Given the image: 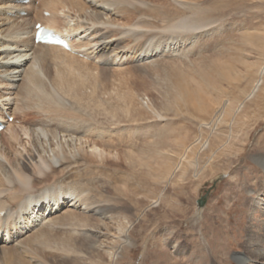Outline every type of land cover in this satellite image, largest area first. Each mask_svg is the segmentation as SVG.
Instances as JSON below:
<instances>
[{
	"label": "rangeland",
	"instance_id": "374dc122",
	"mask_svg": "<svg viewBox=\"0 0 264 264\" xmlns=\"http://www.w3.org/2000/svg\"><path fill=\"white\" fill-rule=\"evenodd\" d=\"M118 1L109 3L108 18L96 21L114 37L113 53L102 55L91 39L72 36L75 58L58 54L51 66L53 76L59 65L62 77L91 86L59 89L69 111L57 110L36 90L20 96L17 113L12 109L5 124L22 136L13 141L17 146L0 151L9 166L26 160L33 145L23 133L34 121L60 134L72 129L67 160L54 163L48 154L21 170L34 187L53 194L85 188L87 203L97 202L96 207L87 210L80 202L71 207L86 224L74 218L67 225L43 226L51 230L44 244L19 236L18 243L7 245L8 254L0 252V264H10L8 257L11 264H93L76 253L75 242L103 245L98 264H242L237 256L264 263V204L256 203L264 198V74L256 96L238 110L264 66V0ZM90 5L85 7L94 11ZM66 15L56 16L58 25L69 23ZM187 18L205 24L180 28ZM89 87L99 90L89 93ZM143 97L150 108L141 104ZM8 134L0 135L1 145ZM20 143L26 145L24 155ZM208 191L199 208L197 200ZM124 230L133 245L123 241ZM61 233L73 238L69 244L56 241L65 237Z\"/></svg>",
	"mask_w": 264,
	"mask_h": 264
},
{
	"label": "bare ground",
	"instance_id": "6f19581e",
	"mask_svg": "<svg viewBox=\"0 0 264 264\" xmlns=\"http://www.w3.org/2000/svg\"><path fill=\"white\" fill-rule=\"evenodd\" d=\"M37 1H39L40 7L42 9V11L40 10V12H38V13H36L34 11V9L37 7V3H36ZM113 1L114 2L117 1L116 4L119 2L118 0H31L29 3L24 4L23 0H0V120L1 121H6V120L9 121V118H7V117L11 116V115L14 116L12 114L13 112L11 111L12 109L14 111V114L17 113L18 105H19V102L21 100L19 98L20 96H22V99L23 98L25 99V97L30 95V93H32L35 90L39 94L45 95L47 97V100H49V98H50L51 102L49 104L54 106V108L57 107V110L59 109L58 107H61V109H62L63 106H64L63 110L67 109L65 107V102H68V101L65 100V102L63 103L62 97L60 95L61 92L59 91V89L63 88V86L64 87L66 86L71 91H74V90L78 91L80 89L82 90L84 84L80 79L72 80L73 78L69 79L67 77H65V78L62 77L63 73L58 68L59 65H57V68H55L56 77L53 76V73H52L53 72L52 71L53 61L55 58L58 59L59 55H61L59 57V59H62V55L75 58L72 54L78 53L79 51H77V49L75 48V45H74L75 41L73 40L72 36H75V38L77 37L76 39H80V40L88 39V41H89L91 39L92 44L94 43L99 47V48L97 47L99 49L98 53H101L102 55L103 54L107 55L111 52L113 53L115 50V48L113 47L114 37L113 38L110 37L108 35L107 31L105 29H102V27L96 22L98 19L108 18L107 15H105L106 14L105 12L111 10V5L109 3H113ZM179 1H181V3H183V0H179ZM89 2L91 4L90 6H93L96 8L94 11L90 10V9L87 10V8L85 7V5ZM138 4H139V6H141L140 3H138ZM123 8L124 7H122L121 9H123ZM138 9L140 11L141 7ZM22 11L28 12L27 17H23L20 15L22 13ZM67 11H69L68 15H66ZM46 12L49 13V15L51 17H44L42 15V14H45ZM80 12L82 13V15L79 16L78 13H80ZM142 12H143V10H142ZM150 12H152V11H150ZM198 12H199V9H198ZM83 13H85V14H83ZM94 13H95V15H94ZM116 13H117V11H116ZM62 14L66 15L67 18L69 17V21H68L69 23H67V25L65 24L64 25L65 27L58 25V22L56 19L57 15L60 16ZM113 14H115V13H113ZM137 15H139L138 12H137ZM92 16H94V17H92ZM194 17L197 18L196 16H194ZM188 19L189 18L185 19V21L186 20L187 21L181 23L179 25V27L184 29V28H188V27L192 28L195 25L197 28H200V27H202V25L205 24L203 22L205 19L200 20L201 18H199V20L197 22H192V19H189V22H188ZM72 21L74 22L73 24L70 23ZM182 21H184V19H182ZM106 22H108V21H106ZM202 22H203V24H202ZM39 23H41L42 25H44L50 29H53L59 35H62V36L65 35L66 38H64V39H66L67 43L71 47V50L67 51V50L63 49V47L57 46V45H50V44H46V43H36V40H35L36 31H37L36 25ZM62 24H64V22H62ZM100 24L102 25V23H100ZM112 24H114V23H112ZM109 26H111V25H109ZM118 27H120V26H118ZM125 27H127V26H125ZM125 27H123V28H125ZM130 29L133 30L132 28H130ZM130 29H129V32H130ZM120 31H122V30H120ZM117 35L115 34V36H117ZM147 35H148V33H147ZM117 38H119V37H117ZM120 38H122V36ZM118 47L121 48L120 46H118ZM95 51L96 50L93 48V52H95ZM72 61H73V59H72ZM68 62H70V61H68ZM109 62H110V60H109ZM76 63H78V62H76ZM71 64L74 65V63H71ZM90 64L92 65V63H90ZM64 65H65V62H64ZM93 66L94 65H92V67ZM76 67L77 66H75V68ZM62 68H61V70H62ZM69 68H71V67H69ZM85 68H87V66ZM89 68H90V66H89ZM98 69H99V67H98ZM77 71H80V70H77ZM93 71L95 72V70H93ZM64 72H66V71H64ZM94 74L96 75L97 71ZM263 74H264V66L259 71L258 79L254 83L253 88L251 89L249 94H246V97L244 98V100L239 104L238 110L244 104V102L246 100L251 99L252 97H254V95L256 96L255 93L258 90L259 86L263 82ZM79 75H80V73H79ZM79 75H77V76H79ZM89 83H91V82H88V84L86 83L85 85L88 86V85H90ZM85 85H84L83 89H85L87 87V86L85 87ZM46 86H50V90H48L47 89L48 87L46 88ZM90 88H93V87H89V89H88V90H90L89 93H91V90H92V92L94 91L95 93L93 92V94H96L99 90L95 87L94 89L97 90V92H96V90L90 89ZM71 91H70V93H71ZM141 104L143 106L150 108L151 102L149 101L148 97H143ZM68 108H70V106ZM152 108H154V107H152ZM20 109H21V107H20ZM67 110H66V112H67ZM48 111H49V109H48ZM65 115L67 116V114H65ZM61 116H62V114H61ZM68 117H66V120ZM214 121H215V119H213V122ZM221 121H222V116L220 118H218V120H216L214 123L219 124ZM43 122L44 121H41V120L34 121L31 124V127L26 128L24 133H23V135L26 138L30 139V141L32 142V145H33V150L30 152V155L26 158V160L24 158V159H22L23 161L19 162V164L15 165V166L14 165L12 166V164H11V166H9L10 165L9 159L5 158L4 155H2L0 152V249H1L0 252L2 254H5V255L8 254L10 251V250H7V245L10 242H14V241H17V243H18V241H20L21 238L25 234H28L25 236H29V238H27L29 243L31 241H33V242L38 241L41 244L46 243V241L50 239L49 236L51 235V230L48 232V231H46V228L43 226H47L49 228V227H53L54 224H56V223L57 224L60 223L61 225H64L66 222H68L74 218H77L79 221L81 220L84 222V219H85L84 215H81L79 213H75L74 210L71 209V207L77 205L80 202V203L85 205L84 206L85 209L91 210V208H94L93 207V206H95L94 204L97 203V202H95L93 204L91 202L93 205L90 203H87L88 191H86L85 188L81 189V190L78 189L79 191H77V190L75 191L73 189L72 190L70 189L68 191V190L64 189L65 191H63V192L61 191L58 194H56V193L53 194V193H50V190H48V189L43 190V188H39L38 186H37L38 188L34 187L33 184H31V178H29L28 175L22 173L21 169H25L26 166L29 165V163L33 164V162H35V160L38 161L37 158H39V160H41V161H44V158L47 157L46 155H48V154H49L48 156H51L49 158L51 159V161L53 160L54 163L60 162L61 160H67L68 159L66 156L67 153L65 154V150H66V143L65 142L67 140L71 139L72 137L74 138V136L69 137V135H71V132H73L72 129L71 130L69 129L68 130L69 132H67V133L64 132V133L60 134V132H57V131L53 132L50 129H48L49 128V127H47L48 124L46 122H44V123ZM60 123H62V122H60ZM7 124L8 125H7L6 129L0 131V135L5 133V132H10V134H8V136L2 141V145L0 144V151L5 149V147H9V144L11 145L14 140H19V138H20L19 137L20 133H16L17 131L11 132L13 130V124L10 122H7ZM20 136H22V135H20ZM69 143H68V145H69ZM73 143H74V141H73ZM206 144L207 143H205V145ZM14 145L17 146V144H15V143H14ZM18 148L20 149V153L22 155H24V153L27 151L26 145H24L22 143H20L18 145ZM69 149H70V147H69ZM96 150L99 151V154H102V153H100L101 152L100 148L96 149ZM93 151L95 152V150H93ZM97 154H98V152H97ZM75 155H77L76 151L73 152L72 157H74ZM97 158H98V156H97ZM51 165H52V163H51ZM41 189L43 190V191H41V193H35V190L39 192ZM90 195L93 197L92 193ZM99 198L100 197L97 196V199H99ZM256 203L258 206H261L262 204H264V198H262L260 201H257ZM104 204H105V202H104ZM100 205H101V203H100ZM100 209L101 208L97 207L96 212L97 213H98V211L100 212ZM58 210L59 211L63 210V214L62 215H60L61 213L58 214ZM200 213L201 212L198 213V217H197L198 219L201 217ZM93 215L86 216V218L90 219V217L92 218ZM74 222H76V221H74ZM84 223H82V224H84ZM133 223H134V221H132V223H130V224H133ZM74 224L76 225V223H74ZM74 224L71 227L72 229L74 227ZM78 224H79V222H78ZM65 225H67V223ZM70 225H72V224H70ZM32 228H39V229L32 231L31 230ZM30 230H31V233H30ZM65 230H66V228H65ZM70 231H71V229H70ZM73 231L78 232L76 230H72V234H74ZM67 232H69V231H67ZM85 233H88V232H85ZM88 234H90V233H88ZM123 234H124L123 235V237H124L123 241L128 245H133V243L131 242V238H130V234H129L128 230H124ZM84 235H86V234H84ZM19 236H22V237L19 238ZM63 236H65V235H63ZM87 236L88 235H86V237ZM62 238H56V241L58 240L59 242H61V244L62 243L63 244H65V243L69 244L71 242L70 240L73 239V238H71V236L69 237L71 239H69L66 236L62 237ZM76 243L77 242H75V244H73L74 245L73 248L76 250V253L80 254V256H84V257L87 256L88 259L90 258V261L93 264H98L97 261L95 260V258L97 256L102 255L101 254L102 253L101 252V250H102L101 246H103V245L100 246V244L96 243V244L89 245L87 247L86 246L83 247V246H79L78 244L76 245ZM17 245H19V244H17ZM67 247H65V248H67ZM121 248H122L121 244H119L118 250H116L113 253L114 258H116V256L119 254ZM72 256H73V254H72ZM93 258H94V260H93ZM236 259L242 264H264L261 262L260 263H256V262L253 263V261H251L248 257L246 258V257H242V256H237ZM8 260H9V263L11 264L13 258L9 259V257H8Z\"/></svg>",
	"mask_w": 264,
	"mask_h": 264
},
{
	"label": "water",
	"instance_id": "95a60500",
	"mask_svg": "<svg viewBox=\"0 0 264 264\" xmlns=\"http://www.w3.org/2000/svg\"><path fill=\"white\" fill-rule=\"evenodd\" d=\"M208 193H209V191L197 200V204H198L199 208H203L206 205L207 200H208Z\"/></svg>",
	"mask_w": 264,
	"mask_h": 264
}]
</instances>
